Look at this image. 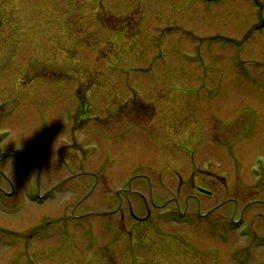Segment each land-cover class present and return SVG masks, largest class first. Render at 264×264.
Segmentation results:
<instances>
[{
  "label": "rangeland",
  "instance_id": "374dc122",
  "mask_svg": "<svg viewBox=\"0 0 264 264\" xmlns=\"http://www.w3.org/2000/svg\"><path fill=\"white\" fill-rule=\"evenodd\" d=\"M262 18L264 0H0V264H264ZM132 89L155 115L111 122Z\"/></svg>",
  "mask_w": 264,
  "mask_h": 264
},
{
  "label": "flooded vegetation",
  "instance_id": "af4514ba",
  "mask_svg": "<svg viewBox=\"0 0 264 264\" xmlns=\"http://www.w3.org/2000/svg\"><path fill=\"white\" fill-rule=\"evenodd\" d=\"M130 105V111H132L131 113H126V112H123V113H117L116 115L119 116H125V117H131L132 120H143L147 115H149V110H150V106H148L147 104H145L144 102L138 100V99H135L133 98V100L128 103ZM122 108V106H121ZM124 109V108H123ZM134 110L135 111H138L136 112L137 115L134 113ZM136 116H139V117H142L141 119H137L135 118ZM205 171V172H204ZM17 174V177L18 178H22V177H19L18 173ZM201 175H204V176H201ZM206 176V177H205ZM214 174L213 172H210V171H206V170H202L201 168H196V172H192V175H191V189H193L197 194L199 195H210V196H213L214 194V190L211 189L210 187H205L203 186L202 183H197L195 180L196 179H200L201 181H210L211 178H213ZM2 185V184H1ZM3 189V188H2ZM11 192L10 194H5V192L3 190H1L0 188V196L3 198V195L6 198V200H13V196L15 194V188L13 187V184H11ZM20 193L23 192V189L22 190H18ZM19 193V194H20ZM146 248H143V247H136V250L139 252L141 251H146V250H151V245L152 244H149V246H146V244H144ZM158 246H163V244H158ZM132 248L128 249V250H134V247L131 246ZM118 248V245H113V244H107V245H101L98 247V249L93 252V254H96L98 256V258H101V259H108V257H115V255H118V253L115 251L116 249ZM49 251H56L57 248L55 246L53 247H50L48 248ZM106 250V251H105ZM124 248H121L120 252H122V254H120V257H126L129 259V261H133L135 260L134 258V255L131 253V252H124ZM26 253H29V252H26ZM57 253H58V250H57ZM55 254V252H54ZM146 252H143L141 254H139L138 256L141 257L142 255H145ZM92 255V254H91ZM34 258V256H32ZM30 257V258H32ZM35 260V259H34ZM98 261V260H97ZM29 264H37L36 261L34 262L33 259L32 261H30Z\"/></svg>",
  "mask_w": 264,
  "mask_h": 264
}]
</instances>
